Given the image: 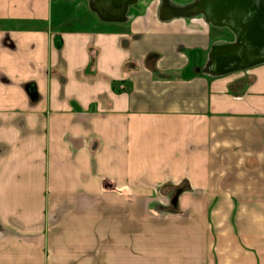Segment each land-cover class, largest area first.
I'll return each instance as SVG.
<instances>
[{
  "label": "crops",
  "instance_id": "0c3cea01",
  "mask_svg": "<svg viewBox=\"0 0 264 264\" xmlns=\"http://www.w3.org/2000/svg\"><path fill=\"white\" fill-rule=\"evenodd\" d=\"M192 3L0 0V264H264V63Z\"/></svg>",
  "mask_w": 264,
  "mask_h": 264
},
{
  "label": "water",
  "instance_id": "95a60500",
  "mask_svg": "<svg viewBox=\"0 0 264 264\" xmlns=\"http://www.w3.org/2000/svg\"><path fill=\"white\" fill-rule=\"evenodd\" d=\"M138 0H117L126 10ZM191 11L213 27L228 29L234 42L213 46L209 72L219 75L264 63V0H192Z\"/></svg>",
  "mask_w": 264,
  "mask_h": 264
},
{
  "label": "rangeland",
  "instance_id": "374dc122",
  "mask_svg": "<svg viewBox=\"0 0 264 264\" xmlns=\"http://www.w3.org/2000/svg\"><path fill=\"white\" fill-rule=\"evenodd\" d=\"M215 34V33H214ZM218 35V34H217ZM218 38H221V39H225V40H230L231 38H230V35L229 34H227V33H220L219 34V36H218Z\"/></svg>",
  "mask_w": 264,
  "mask_h": 264
}]
</instances>
